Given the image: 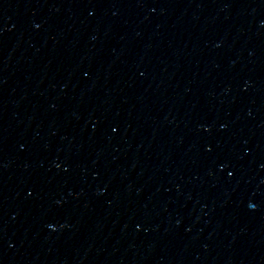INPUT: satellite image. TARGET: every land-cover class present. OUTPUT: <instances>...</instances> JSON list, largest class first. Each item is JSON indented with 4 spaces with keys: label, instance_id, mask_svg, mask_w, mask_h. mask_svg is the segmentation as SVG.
<instances>
[{
    "label": "water",
    "instance_id": "95a60500",
    "mask_svg": "<svg viewBox=\"0 0 264 264\" xmlns=\"http://www.w3.org/2000/svg\"><path fill=\"white\" fill-rule=\"evenodd\" d=\"M0 264H264V0H0Z\"/></svg>",
    "mask_w": 264,
    "mask_h": 264
}]
</instances>
